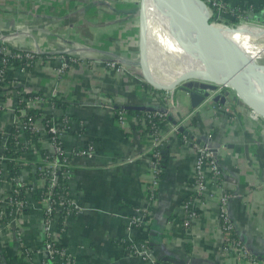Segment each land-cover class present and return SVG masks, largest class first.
Returning a JSON list of instances; mask_svg holds the SVG:
<instances>
[{"label":"crops","instance_id":"1","mask_svg":"<svg viewBox=\"0 0 264 264\" xmlns=\"http://www.w3.org/2000/svg\"><path fill=\"white\" fill-rule=\"evenodd\" d=\"M138 2L0 0V31L11 32L26 24L19 41L41 50L25 75L26 89L54 92L72 118L83 121L80 134L63 136L66 146L93 141L96 147L92 158L72 160L70 193L80 211L64 225L55 223L52 236L66 250L69 264H235L222 250L216 187L212 186V197L196 203L199 215L190 233L182 230L183 203L194 196L195 156L190 141L210 133V143L219 148L226 190L233 194L227 208L236 232L251 253L264 260V118L233 96L225 104L207 99L192 108L183 92L146 82L138 68L140 32L134 12ZM221 2L241 9L248 5L253 10L248 18L264 22V7H260L264 0ZM75 48L84 52L64 74L57 73L61 57ZM111 60L117 68L106 64ZM166 93L168 100L171 97L180 105L169 111L163 124L169 135L161 150L157 200L146 226L128 231L132 210L147 205L145 182L151 174L146 152L151 139L140 116L147 109L167 107ZM118 106L139 113L125 110L119 122ZM7 114L2 113L0 121H8ZM182 120L189 123L186 129L192 138L171 132V125ZM8 190L7 183L0 184V196ZM28 199L31 204L17 217L16 227L13 223L0 226V251L10 264H26L17 255L23 244L41 248V212L36 200ZM133 239L148 243L149 259L128 252L127 243ZM31 257L32 262L39 259L36 254Z\"/></svg>","mask_w":264,"mask_h":264},{"label":"built area","instance_id":"2","mask_svg":"<svg viewBox=\"0 0 264 264\" xmlns=\"http://www.w3.org/2000/svg\"><path fill=\"white\" fill-rule=\"evenodd\" d=\"M202 1L210 17L233 16L230 10L224 9L226 5L221 0ZM25 27L26 24H21L11 32L6 29L0 31V115H9L8 121H0V184L7 183L9 186V190L0 196V226L13 223L16 227L17 217L31 204L28 196L34 198L32 195L35 194L37 199H34L41 212V248L21 244L17 255L26 264H69L71 261L66 250L52 236L53 225L57 222L64 225L69 216L79 214L80 209L70 193L72 160L77 157L92 158L96 147L93 141L76 147L66 146L63 136L73 131L80 134L84 128L83 121L74 120L69 112L59 108L60 102L56 101L54 92L43 94L37 90L26 89L28 85L24 84L25 75L34 65L41 50L31 49L19 41ZM82 52L83 48L67 50V55L61 57L62 62L56 69L57 73L64 74ZM106 64L111 68L118 67L114 60ZM218 92L223 93V89L219 88ZM53 97H56L55 100ZM164 97L168 101L167 107L147 109L140 116L144 131L151 139L146 150L150 156L151 174L145 182L147 205L132 210L126 222L128 231L146 226L152 214L151 207L157 200L161 150L167 144L169 135V132L163 130V124L168 120L169 111L174 108L176 110L180 105L178 100L174 101L171 97L168 100L167 93ZM228 101L230 99L225 103ZM223 109L227 110L225 105ZM32 110L39 112L35 115ZM125 114L123 109L116 111L119 122H123ZM187 124L184 120L175 123L171 125V132L178 133L179 127L186 129L189 126ZM209 137L210 133L206 138H192L190 141V148L195 156L191 177L194 196L183 203L185 214L182 230L190 233L192 221L199 215L200 206L196 203L200 204L206 198L212 197L215 193L212 189L214 186L219 191L217 204L223 252L235 264H264V260L257 259L236 232L227 208L233 194L226 190L219 161V148L212 146ZM7 151L16 154L14 160L21 167L17 176H12L7 170ZM129 242L128 252L149 259L145 242L134 239ZM32 254L38 255L39 259L32 262ZM152 264L158 263L153 261Z\"/></svg>","mask_w":264,"mask_h":264},{"label":"bare ground","instance_id":"3","mask_svg":"<svg viewBox=\"0 0 264 264\" xmlns=\"http://www.w3.org/2000/svg\"><path fill=\"white\" fill-rule=\"evenodd\" d=\"M147 28L143 35L146 75L161 86H171L183 73H193L210 64V54L198 48L199 38L187 19L170 0H144ZM234 59V66L249 88L264 92V65L253 61L264 55V45L255 41L264 31L240 25L236 30L218 24ZM252 60L254 63H250ZM178 64V68L173 66Z\"/></svg>","mask_w":264,"mask_h":264},{"label":"water","instance_id":"4","mask_svg":"<svg viewBox=\"0 0 264 264\" xmlns=\"http://www.w3.org/2000/svg\"><path fill=\"white\" fill-rule=\"evenodd\" d=\"M170 1L175 4L196 32L199 38L198 48L210 54V64L205 69L193 73H181L171 86H161L151 81L145 72L143 56V35L147 28L146 3L144 0H140V60L138 64L146 81L158 89L179 87L180 91L188 96L192 108L197 107L207 99L225 103L227 99L233 96L238 102L264 118V92L249 88L246 79L239 75L222 30L217 23L211 21L205 3L202 0ZM249 62L252 63V60ZM256 66L259 65L256 64ZM182 82L183 84H181ZM219 88L223 89V93L218 92ZM179 132L193 137L183 127H179Z\"/></svg>","mask_w":264,"mask_h":264},{"label":"trees","instance_id":"5","mask_svg":"<svg viewBox=\"0 0 264 264\" xmlns=\"http://www.w3.org/2000/svg\"><path fill=\"white\" fill-rule=\"evenodd\" d=\"M260 7H264V2L260 5ZM225 10H230L232 13H233V16L229 15L226 20H230V21H233V22H238L239 19L241 18H248L249 17V14L253 11L251 10L252 8L248 5L244 6L243 9H241L239 6H235V7H229V6H225L224 7ZM212 20V19H211ZM257 21H260L262 22L263 20H260V19H257ZM56 97H53V99L55 100ZM56 101L60 102V106L59 108H65L67 106H65L66 104L64 102L61 101V98L60 97H57L56 98ZM117 109H123V110H128L129 112H132V113H139V110H130L128 109V107L126 106H118ZM39 111H36V110H32V113L37 115ZM5 156L8 157L9 159L6 161L7 163V170L8 172H10V174L12 176H17L21 167L19 165L16 164L15 160H14V157H16V154H14L12 151H7L5 152ZM24 193V191L22 190V194ZM34 198H36L35 194L32 195ZM140 242H145L147 246L148 243L146 241H143V240H139ZM128 245L130 244V242L127 243ZM127 245V246H128ZM0 264H10L7 256L5 255V253L3 251H0Z\"/></svg>","mask_w":264,"mask_h":264},{"label":"rangeland","instance_id":"6","mask_svg":"<svg viewBox=\"0 0 264 264\" xmlns=\"http://www.w3.org/2000/svg\"><path fill=\"white\" fill-rule=\"evenodd\" d=\"M134 12L137 13L138 18H139V13H140V0L136 4V7H135V11ZM211 19H212L211 20L212 22L226 25V26H228L232 30H236L240 25H244V26L252 27L253 29H258V30L264 31V22H260V21H257L255 19L241 18V19H239L238 22H233V21H230V20L229 21L228 20H225L221 16H217V15L216 16L215 15L211 16ZM139 41H140V35L138 34V44H137V47L140 50V46H139V43L140 42ZM255 42L256 43H261V44L264 45V37H261V38L257 39ZM253 61L256 64H258V65H264V55H261L260 58L259 57L254 58ZM254 62H252V63H254ZM173 66L176 67V68H178V64L177 63H173ZM138 68H139V70L141 72L140 66ZM183 82H185V81H183ZM183 82L181 84H183ZM173 91H176L177 92V91H180V89H179V87H175V88H173Z\"/></svg>","mask_w":264,"mask_h":264}]
</instances>
